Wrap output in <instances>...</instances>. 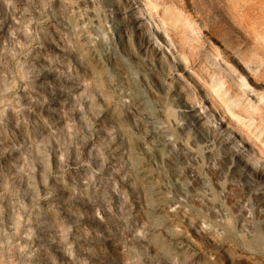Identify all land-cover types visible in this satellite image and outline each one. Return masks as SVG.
Listing matches in <instances>:
<instances>
[{"label":"rangeland","instance_id":"rangeland-1","mask_svg":"<svg viewBox=\"0 0 264 264\" xmlns=\"http://www.w3.org/2000/svg\"><path fill=\"white\" fill-rule=\"evenodd\" d=\"M238 33L261 58L264 0H0V264H264V174L200 115L217 79L258 121Z\"/></svg>","mask_w":264,"mask_h":264},{"label":"bare ground","instance_id":"bare-ground-1","mask_svg":"<svg viewBox=\"0 0 264 264\" xmlns=\"http://www.w3.org/2000/svg\"><path fill=\"white\" fill-rule=\"evenodd\" d=\"M142 9L143 8H140V13H143ZM199 10L200 12H204L203 10H201V8ZM125 20L126 18H124V21ZM182 24L183 23H181V25ZM143 25L146 28V30L151 33V29L149 28V25L145 22L142 23V26ZM235 36L241 38V42L234 41L233 44L240 45L243 43L244 40L245 42L243 46L245 48L244 52H237L234 50V47L231 44H228L229 46L227 44H224V50L221 52L222 57L225 56L226 58L233 60L236 64L240 66V72L246 73V77L248 81L252 82L255 87L264 89V33H261L262 40L256 42V45L260 48V51L262 52V57L258 59L256 57H253V54L249 49L248 45H250L251 41L249 39L245 41L244 36L241 35L240 33L236 34ZM159 37H161V35ZM198 39L203 40L204 36L201 35L199 36ZM152 51L160 53L163 59L165 58L168 59L169 62L167 68H169V70H173L177 65L180 66L179 61L175 62L173 58L171 59V55L167 54V51L165 50L164 46L160 45V47L158 48L154 47L152 48ZM253 67H260V68L257 71ZM247 69H250L252 73H247L246 71ZM229 79L230 81L228 85L229 88H231V92L233 94H235L236 92L238 95H241L243 97L242 100L243 105L240 104L239 101H236L237 106L238 105L241 106V108L239 109L244 110V112H247L248 116L251 118L252 117L258 118V121H256V123L250 121L247 123L242 122L243 124H240L239 123L240 120L234 119L233 116H235V113L233 112V110H236L237 108L230 103L229 98L226 96L227 92L225 91V89L223 90L222 87L216 89L215 86L217 85V83L220 84V81L218 82L217 79L214 80L215 84H209L208 82L203 83L204 90H203V95L202 94L201 95L202 98H204L205 100H209L210 106L206 107L204 104L202 106L203 114L201 112L200 115H202L201 117L203 119V123H208L210 122L212 112L219 110L222 117L226 118L225 122L228 125H230V127H234L235 124H238L236 127H234V130H229V135L227 134L228 136H226L225 139L226 140L230 139V142L226 145V147H224V149L227 152L228 150H232L235 146L236 147L240 146L241 149L240 152L242 155L240 159H242V162L245 164L244 166H248L249 168L251 167V169L252 168L254 169V171H252V175H258V176L263 175L264 174V92L258 90H251L247 87L242 86L240 83L239 85L236 84L235 81H237V79H236V75H234L233 72H229ZM178 81L180 83L179 86L180 90L182 91L186 99L194 104L196 98L194 90L185 82V80L184 81L182 80V77L178 76ZM248 96H250V99L255 100V103L252 105V109L250 110L246 108V105L244 104V101L248 99L247 98ZM144 113L151 114L150 111H145V110ZM216 127L217 130H215L216 128L215 127L213 128V126L210 127L211 131L215 130L217 131L216 133H218V130L221 128H219L218 126ZM237 134L241 136L240 139H237L236 137ZM235 139H236V144L234 145L233 141ZM127 144L130 146V148H133L134 139L131 138L130 136L127 137ZM179 148L181 150V154H180L181 159H187V158L191 159L189 152L184 149L182 143H180ZM222 164H225L223 160H222ZM189 176L191 179H193V181L196 184H201V177H199L193 169L189 170ZM157 188L158 191L162 192L161 187L158 186ZM257 197L259 198L258 195H256V198ZM156 205L157 206L168 205L167 207L166 206L163 207H165V209H167V211L170 212L173 211L171 207H173L175 204H173V201H171L169 198H163L162 200L161 199L158 200ZM163 207L162 209H164ZM195 228L193 226V229ZM175 236L176 234H174V237ZM192 253L194 252L192 251Z\"/></svg>","mask_w":264,"mask_h":264}]
</instances>
